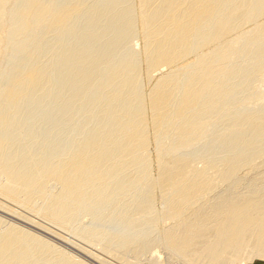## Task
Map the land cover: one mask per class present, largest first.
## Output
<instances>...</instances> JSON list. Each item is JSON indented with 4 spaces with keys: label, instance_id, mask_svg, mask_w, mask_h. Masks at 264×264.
I'll return each instance as SVG.
<instances>
[{
    "label": "bare ground",
    "instance_id": "obj_1",
    "mask_svg": "<svg viewBox=\"0 0 264 264\" xmlns=\"http://www.w3.org/2000/svg\"><path fill=\"white\" fill-rule=\"evenodd\" d=\"M0 209L104 264L264 259V0H0ZM19 226L0 264H86Z\"/></svg>",
    "mask_w": 264,
    "mask_h": 264
},
{
    "label": "rangeland",
    "instance_id": "obj_2",
    "mask_svg": "<svg viewBox=\"0 0 264 264\" xmlns=\"http://www.w3.org/2000/svg\"><path fill=\"white\" fill-rule=\"evenodd\" d=\"M139 42L141 43V48H140V50L141 51H143V49H144V47H143V44H144V40H143V37H142V35H141V33H139ZM193 59V56L192 57H190V58H188V59H186V60H184L183 62H182V64H186L188 61H190V60H192ZM143 72H144V76L146 75V67H145V65L143 66ZM145 85H146V87L147 88H149V86H150V83H149V81L147 80V79H145ZM150 145H151V154H152V159H154V168L155 169H157V165H156V162H155V157H156V153H155V143H154V138L153 137H151V143H150ZM3 213H5V214H3ZM10 212H6V211H4L3 212V210L1 211V209H0V218H2L3 220H4V222L6 223V225H8V224H14L15 223V225H17V226H19L20 224V226L19 227H22V228H24V229H30L29 231H31V232H33L34 234H37V235H39L41 238H45V240H47V241H49V242H52L53 244H55L56 246H58L59 248H61L62 250H64V251H66V252H68V253H70V254H72V255H74V256H76L77 258H79L80 260H85V263L86 264H96L98 261L100 262L101 260L100 259H98L95 255L94 256H92V255H88L87 256V251H81L80 249H78L79 247H77V246H74V245H72V243L70 244V242H66V241H62V240H60V239H58V238H56L55 236H53L50 232H48L46 229H44V228H39L37 225L35 226V225H33V224H30V222H27L28 220H26V219H24V218H22V217H19V216H16L15 214H9ZM19 215V214H18ZM5 216V217H4ZM18 219V220H17ZM8 223V224H7ZM29 223V224H28ZM27 225L29 226V227H27ZM30 225H33V226H30ZM26 227V228H25ZM32 229V230H31ZM34 229V230H33ZM40 229V230H39ZM162 229H163V226L162 225H160V230L162 231ZM42 231H44V232H42ZM47 231V232H46ZM41 232V233H40ZM49 233H50V235H49ZM53 236V237H52ZM71 239H73L74 240V238H71ZM75 241H77V240H75ZM61 243V244H60ZM77 243H78V241H77ZM82 244V243H81ZM60 245V246H59ZM62 245V246H61ZM83 246L85 245V244H82ZM87 246V248L88 249H90L92 252H96V253H99V254H97V255H100V257H102V256H104L103 254H102V252L103 251H101V248H99V247H96V246H94V245H92V247L90 248V245L88 244V245H85V247ZM77 247V248H76ZM97 248V249H96ZM100 249V250H99ZM83 250V249H82ZM80 251V252H79ZM82 252V253H81ZM83 252H86V254L85 253H83ZM76 255H75V254ZM78 255V256H77ZM92 257V258H91ZM98 259V260H96V258ZM102 259H108V261H109V258H106V256H104V257H102ZM111 260V259H110ZM91 261V262H90ZM95 261H97V262H95ZM111 261H113V263L114 264H118L117 263V261H114V260H111ZM84 262V261H83ZM97 263V264H102L103 262H101V263ZM104 264V263H103ZM247 264H264V259L262 258H257V259H255V260H253L252 262H250V263H247Z\"/></svg>",
    "mask_w": 264,
    "mask_h": 264
}]
</instances>
